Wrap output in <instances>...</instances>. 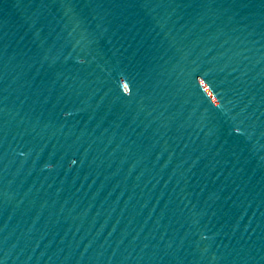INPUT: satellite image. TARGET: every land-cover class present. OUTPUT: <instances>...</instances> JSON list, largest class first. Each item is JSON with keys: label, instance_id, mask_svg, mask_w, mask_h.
<instances>
[{"label": "water", "instance_id": "obj_1", "mask_svg": "<svg viewBox=\"0 0 264 264\" xmlns=\"http://www.w3.org/2000/svg\"><path fill=\"white\" fill-rule=\"evenodd\" d=\"M0 264H264V0H0Z\"/></svg>", "mask_w": 264, "mask_h": 264}]
</instances>
